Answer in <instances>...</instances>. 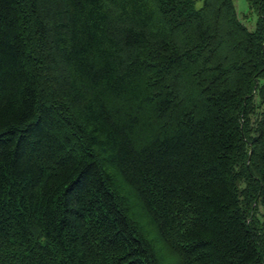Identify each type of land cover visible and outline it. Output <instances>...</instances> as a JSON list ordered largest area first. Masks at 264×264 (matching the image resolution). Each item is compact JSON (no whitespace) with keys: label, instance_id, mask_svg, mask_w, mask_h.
<instances>
[{"label":"trees","instance_id":"1","mask_svg":"<svg viewBox=\"0 0 264 264\" xmlns=\"http://www.w3.org/2000/svg\"><path fill=\"white\" fill-rule=\"evenodd\" d=\"M247 3L0 0V264H264Z\"/></svg>","mask_w":264,"mask_h":264},{"label":"rangeland","instance_id":"2","mask_svg":"<svg viewBox=\"0 0 264 264\" xmlns=\"http://www.w3.org/2000/svg\"><path fill=\"white\" fill-rule=\"evenodd\" d=\"M233 2L235 4L239 18L245 23L247 27L253 28L257 17L255 12L250 10L247 0H233ZM164 257L169 259V255L165 254V252Z\"/></svg>","mask_w":264,"mask_h":264}]
</instances>
